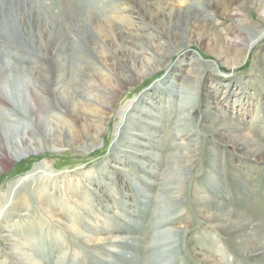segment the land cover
Instances as JSON below:
<instances>
[{
    "label": "rangeland",
    "instance_id": "374dc122",
    "mask_svg": "<svg viewBox=\"0 0 264 264\" xmlns=\"http://www.w3.org/2000/svg\"><path fill=\"white\" fill-rule=\"evenodd\" d=\"M4 1L0 0V5ZM18 1L13 0L11 5L12 20L0 22V69L5 68L0 94L8 105L0 106V131L15 150L16 159L0 173V264H264V250L256 261V257L244 256L239 244L241 239L252 236L250 222L262 218L257 222L264 224V37L245 57L244 42H234L230 36L238 31L233 20L240 13L234 19L230 8L217 9L214 34L220 37V44L205 51L193 42L182 41L167 60L166 68L159 70L157 65L146 62L141 68V75L146 76L137 82L132 79L130 82L136 83L120 93L108 113L105 103L116 98L120 83L112 77L117 46L111 27L135 26L132 20L137 25L146 23L142 17L137 18L135 9L145 11L149 6L154 12L169 15L193 1L105 0L107 5L98 2L95 8L101 9L95 13V20L106 22L108 29L93 32L96 53L84 51L89 60L83 64L87 72L81 76L77 66H70L63 73L57 62L52 63L55 77H70L73 83L66 84V95L56 98L52 106L45 104L43 109L50 110L52 114L47 117L69 132L58 133L48 152L41 149L40 153L29 155L21 141L28 134L27 127L34 124L28 91L35 81L27 69L32 65L16 61L11 46L33 52L37 47L32 37L26 41L22 33L19 17L16 18L15 4L21 0ZM66 1L76 5L75 0ZM195 1L203 5V9L196 10L206 14L209 0ZM51 2L22 1L23 5L34 3L41 14L48 16L52 24L50 39L56 36L54 27L60 13V3L50 5ZM258 15L251 10L253 20L257 21ZM245 26L251 35L255 34L253 27ZM137 29L141 36L137 39L158 41L152 38L155 30ZM161 47L156 44L154 49ZM195 54L201 56L204 65L199 77L189 85L190 103L185 104L178 81ZM214 68L221 74L217 75ZM166 77L167 84L144 98L143 105L148 110L133 130L139 136L133 140L127 137L129 141L120 144L126 116L143 94ZM79 79L90 86L86 93L90 100L83 102L85 105L78 103L87 111L86 120L73 118L65 107L70 90ZM106 97L109 100L105 102ZM195 103L194 117L176 126L179 114ZM102 117L100 128L97 120ZM186 137L195 140L197 157L190 169L174 154L180 152L177 145ZM66 140L72 141L73 146L65 145ZM112 155L120 158L117 165H112ZM36 168L35 179L18 185V193L28 195V202L12 208L15 192L10 185ZM43 195L51 201H42ZM161 206L167 208V216L182 220L177 223L183 228L175 233V244L155 243L154 236L162 228L158 231L154 218ZM210 218L233 219L223 230L214 228ZM239 228L242 234L235 232ZM257 232L258 240L250 241L251 250L264 246V230ZM81 233L86 241L79 237ZM113 236L123 242L104 241ZM164 251L168 256L159 258L158 254Z\"/></svg>",
    "mask_w": 264,
    "mask_h": 264
},
{
    "label": "bare ground",
    "instance_id": "6f19581e",
    "mask_svg": "<svg viewBox=\"0 0 264 264\" xmlns=\"http://www.w3.org/2000/svg\"><path fill=\"white\" fill-rule=\"evenodd\" d=\"M22 1L24 0H21L20 3L15 4L17 5L18 9V15L16 16V18L19 17V23L22 28L21 30L24 37L26 38V41H28L27 39L32 37L34 42H36L37 51L33 52V50H26L17 46L11 47L12 51L15 52L14 59L16 61L32 65L31 67L28 66L27 69L31 72L33 80L35 81V83L30 86L28 91V105L31 115L30 117L33 118L34 124L27 127L28 134L27 136L23 137L21 141V143H23V147L27 151L26 153L30 155L35 154L36 152L40 153L41 149H44L45 152H48L47 150L50 149L53 141L55 142L58 133H67L68 130H64V126L59 127L47 117L49 114H52L50 113V110L43 109V106L45 104H47L48 106H52L53 103L57 101V99H60L62 98V96L66 95L64 91L66 88V84L69 82L73 83V80L70 77H55L54 72L56 70L53 69L52 63L57 62L59 69L63 73L68 71L70 66H77V68H79V73L81 76H83L84 73L87 72L83 64H85L89 60L85 57L84 51L90 49L92 50V52H95L96 50L95 45H92L93 32L98 30H101L102 32L103 30L107 31L108 29V27H105L107 26L106 22L95 20V13H97V11L101 9H98L99 7H95H97L96 5L98 4V2H102L105 5H107L108 2L105 0H75V2H73L76 5L72 6L71 4L66 3V0H52L50 5H58L60 3V13L58 15L59 22L54 27V29L56 30V36L55 38L50 39L52 24L48 16H44L43 14H41L39 9L34 6V3V5L29 3L23 5ZM192 1L193 2H190L186 8H179L169 15H161L158 12H154L155 10L151 7L148 8L149 6L145 11L143 9H135V13L138 14L137 18L142 17V19H144L146 23L137 25V22L132 20L131 22H133V25L135 26H125V28L124 26H122L119 28L120 30L111 27V29H113L112 33L114 34L112 36H114L113 39H115L117 46L114 50L116 55L114 57L115 61L113 63L114 66L112 77L113 80H116V82L119 81L120 83L119 87L116 88L117 90H115L116 98H113V101L110 102H106V100H109L108 97H106L105 99V104L108 105L106 108L108 113L112 112L117 97L122 91L125 90V88H128V86L136 83L137 81H140L146 76V74L141 75V68L146 62H151L152 66L157 65L158 67H160L159 70H161L162 68H166L168 65L167 60L172 56L174 52H177V47H179V44L182 41L193 42L195 45L203 48L205 51H211L215 48V46L220 44V37L214 34V25L216 24V22H214V18L217 13V9L221 11H227L231 9L229 13H232V16L235 15L234 19L240 13V16H238L239 18L233 20L238 26V31L236 33H231L230 36L232 39H234V42L238 39L242 41V43L244 42V46H246V48L243 50L245 53V57L249 55V52L255 47V44H257L258 41L264 37V0H209L206 6V8L209 9L206 14L204 13V15L203 13L201 15L198 10H196L200 8L203 9V5L197 3L195 0ZM4 2L5 3L3 5H0V22L3 19L9 21L12 20L13 11H11V5L13 4V0H5ZM17 2L19 1L17 0ZM253 9L259 13L257 21L253 20V18L250 16V12ZM210 11H213V13H211ZM160 22L164 25V27L160 26ZM243 22H245V24H247L248 26L253 27L255 34L252 33L251 35L246 29V26L245 24H243ZM137 28H151L155 30L156 33H154L155 35H153L152 38L158 39V41L153 42L150 39L146 41L143 38H141L140 40L137 39L136 37L140 36L137 32ZM40 39L43 40L40 41ZM156 44L162 45L160 50L154 49ZM23 54H27L29 57L32 56L34 59H29ZM146 55H149V57H146ZM188 65L189 66L186 70V73L182 74L180 80L178 81V84H182L179 91L181 94L180 98L182 99V101H184L185 104L190 103L189 99L191 87L189 85L193 84V79L195 77H199V72L202 71L204 61L201 59V56L195 54L191 59H189ZM172 70L173 67L171 71ZM4 71L5 68L1 67L0 88L2 90L3 76L1 75V73H3ZM214 72H216L217 75L221 74L218 69H215ZM197 78L196 81L198 80ZM132 79H135L136 82H130ZM166 79L167 77L159 82L158 85H154L153 87H151L150 90H148L145 94H143V96H141V99L137 100L138 102L126 116L124 120L125 123L124 125H122L123 127L121 128L120 137L122 135L124 137L123 139H121L120 144H124L125 142L129 141L128 139L133 140L135 139V137L139 136L138 133H136L135 131L133 132V130H136V125L139 124L140 118L144 115L145 111L148 110V107L146 105H143V103H146L144 98L154 89L160 88V86L167 84ZM74 85L77 86H74L73 89L70 90L71 96L68 95L70 96V99L65 107H67V110L69 109L68 111L72 112L69 114L73 115V118L86 120L87 111L81 109L78 103L84 104L83 102L86 103L87 100H90V98L86 96L87 89H89L90 86L85 81H83V79L77 80L76 82H74ZM152 99H150V101H152ZM6 104L7 103L1 98L0 94V106L7 107L8 105ZM139 104H142V106H139ZM195 110H197L196 103L190 109L181 112L178 116L179 121L176 123V126L183 125L185 121L189 119L191 120L195 115ZM65 112L67 111L65 110ZM3 116L5 117V115ZM97 122L100 123L99 125L97 124L99 127L102 126L103 117L102 119L97 120ZM89 126L92 127V125ZM90 127H88L89 131L91 129ZM100 128L93 134L96 135ZM41 136L42 138L38 140V138ZM127 137L130 138L126 139ZM6 141L7 140L4 133L0 131V173L2 171L8 170V168L11 167L16 161L15 157L13 156L15 150L13 149V147H10L8 143H6ZM64 143L65 145L73 146L72 141L66 140L64 141ZM194 145V139H188V137L183 138L177 145L180 152L174 153L179 155L180 160L182 159V161L186 163V169L191 168H189V166L192 164L193 159L197 157L194 152ZM112 158L113 162L115 163H113L112 165H117L116 163L120 158L117 155L113 156ZM115 168L118 170L121 169L119 166H116ZM37 170L38 169L36 168L34 172L29 173L27 176L22 177L19 180H15V182L10 185V188L13 191L12 193L15 192V198L10 205L12 208L15 209L20 206L22 207V205H25L26 202H28V195L26 196L25 194L21 195V193H18L20 191L18 185L20 183H23L22 185H24V183H26L27 181L35 179L36 173H38ZM40 198L42 201H51L48 195H43ZM160 209L161 210L158 211L156 218H154V226L157 229H162L160 231L158 229L159 232L157 233V236H154V238L156 237L155 243H157V245L159 246H163L164 244L169 243L175 244L176 238L174 237V235L175 233L180 232L183 228V226H178L177 223L182 222V220L179 219L178 216H167L166 211L168 210L167 208H165V206H161ZM29 214L30 213H24L23 215L29 216ZM215 219L221 222H216ZM232 219L233 218H210L209 221H211L214 228H222L224 230L231 224ZM257 221L261 222L263 221V219L259 218L256 221L250 222V226L253 229L252 236L249 240L241 239L239 243L240 249H242L243 251V255L247 258L249 256L256 257L253 259L256 261L258 255L264 250V246L253 250H251L249 247L251 246L250 241L258 240L257 231L264 230V224H262L261 226ZM237 231L241 234L243 232L241 228L236 229L235 232L237 233ZM78 235L81 238L83 237L84 240L83 233ZM121 240L123 242V239H119L118 236H113L109 237V239L106 238V240L104 241L110 243L117 241L119 242ZM84 241H86V239ZM166 256H168V254L165 251L158 254L159 258L165 259Z\"/></svg>",
    "mask_w": 264,
    "mask_h": 264
}]
</instances>
